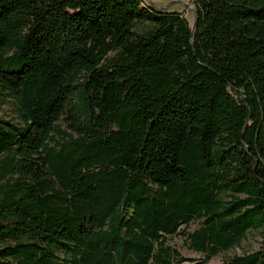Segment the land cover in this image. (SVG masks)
Listing matches in <instances>:
<instances>
[{"label":"trees","instance_id":"obj_1","mask_svg":"<svg viewBox=\"0 0 264 264\" xmlns=\"http://www.w3.org/2000/svg\"><path fill=\"white\" fill-rule=\"evenodd\" d=\"M188 1L0 0V264H264V0Z\"/></svg>","mask_w":264,"mask_h":264},{"label":"rangeland","instance_id":"obj_2","mask_svg":"<svg viewBox=\"0 0 264 264\" xmlns=\"http://www.w3.org/2000/svg\"><path fill=\"white\" fill-rule=\"evenodd\" d=\"M188 4L189 7H191L190 2L185 1ZM186 18L189 20V22L193 23V13L191 10H183ZM196 228V225L193 224L191 226V230H194ZM261 243V236L259 232H252L249 233L244 241H242L241 245L239 247H236L222 255H219L209 262V264H219L223 259L226 257L232 256V255H242L247 252H251L254 250H257L259 245ZM168 245L171 247H174L181 256L188 258V259H199L202 258L203 255L193 252L192 250L188 249L187 245L184 242V239L180 237L179 235L172 236L168 238Z\"/></svg>","mask_w":264,"mask_h":264},{"label":"water","instance_id":"obj_3","mask_svg":"<svg viewBox=\"0 0 264 264\" xmlns=\"http://www.w3.org/2000/svg\"><path fill=\"white\" fill-rule=\"evenodd\" d=\"M150 9L158 12V13H168V12H184L183 10H191L193 13V23L191 25L192 30H194L197 23V13L195 7L191 4V7L188 6L184 0H167V1H159V0H142Z\"/></svg>","mask_w":264,"mask_h":264}]
</instances>
